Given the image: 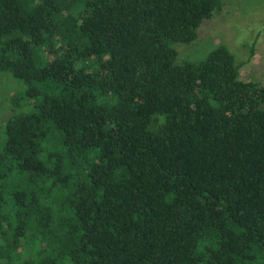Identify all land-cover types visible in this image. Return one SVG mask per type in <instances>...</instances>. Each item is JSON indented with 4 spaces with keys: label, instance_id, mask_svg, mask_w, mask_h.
<instances>
[{
    "label": "trees",
    "instance_id": "obj_1",
    "mask_svg": "<svg viewBox=\"0 0 264 264\" xmlns=\"http://www.w3.org/2000/svg\"><path fill=\"white\" fill-rule=\"evenodd\" d=\"M222 6L0 0V264H264V82L173 46Z\"/></svg>",
    "mask_w": 264,
    "mask_h": 264
},
{
    "label": "rangeland",
    "instance_id": "obj_2",
    "mask_svg": "<svg viewBox=\"0 0 264 264\" xmlns=\"http://www.w3.org/2000/svg\"><path fill=\"white\" fill-rule=\"evenodd\" d=\"M223 6L198 28L192 43H174L177 62H197L215 46L224 44L236 62L243 63L242 78L264 82V0H221ZM253 50V53H251ZM249 56H251L249 58ZM24 90L21 80L10 72L0 71V148L5 142V123L11 113L27 112L31 102L21 99L12 107V99Z\"/></svg>",
    "mask_w": 264,
    "mask_h": 264
}]
</instances>
